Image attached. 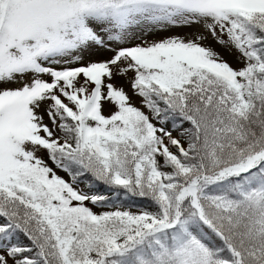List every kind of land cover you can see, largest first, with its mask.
I'll return each mask as SVG.
<instances>
[{"label": "snow or ice", "instance_id": "1", "mask_svg": "<svg viewBox=\"0 0 264 264\" xmlns=\"http://www.w3.org/2000/svg\"><path fill=\"white\" fill-rule=\"evenodd\" d=\"M0 264H264V0H0Z\"/></svg>", "mask_w": 264, "mask_h": 264}, {"label": "rangeland", "instance_id": "2", "mask_svg": "<svg viewBox=\"0 0 264 264\" xmlns=\"http://www.w3.org/2000/svg\"><path fill=\"white\" fill-rule=\"evenodd\" d=\"M174 31H176V32H180V33H183V32H187V31H192V30H190V29H175ZM217 47V50L218 51H221L223 54H224V56H225V59H228L229 61H233L234 62V60H235V53L233 52V54L232 55H228L227 53H225L224 52V50L223 49H221L218 45L216 46ZM234 66H236L235 64H234ZM98 211H99V209H97ZM133 211H136V209H132Z\"/></svg>", "mask_w": 264, "mask_h": 264}, {"label": "trees", "instance_id": "3", "mask_svg": "<svg viewBox=\"0 0 264 264\" xmlns=\"http://www.w3.org/2000/svg\"><path fill=\"white\" fill-rule=\"evenodd\" d=\"M143 203V201H141L140 199H138V198H131V199H129L128 201H126L125 202V207H132V209L134 208V209H137V207L139 206V205H141Z\"/></svg>", "mask_w": 264, "mask_h": 264}]
</instances>
